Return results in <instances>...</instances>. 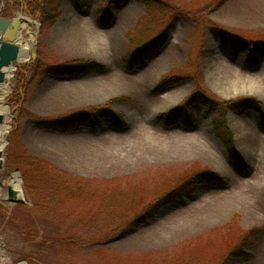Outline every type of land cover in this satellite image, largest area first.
Returning a JSON list of instances; mask_svg holds the SVG:
<instances>
[{"label": "rangeland", "instance_id": "obj_1", "mask_svg": "<svg viewBox=\"0 0 264 264\" xmlns=\"http://www.w3.org/2000/svg\"><path fill=\"white\" fill-rule=\"evenodd\" d=\"M11 1L0 0L1 16L33 21L29 60L13 69L4 100L12 118L0 189L6 194L16 178L25 202L0 199V264H264V123L252 109L221 105L254 98L264 110V54L251 69L215 35L263 42L264 0H149L150 9L136 0H80L78 8L62 0L61 15L46 26ZM104 8L111 18L99 22ZM158 37L164 44L143 63H125L134 47ZM72 60L103 68L44 73ZM200 91L218 103H192L190 125L157 119ZM104 107L123 122L104 118L73 133L38 122ZM219 113L240 163L216 136ZM204 169L225 182L191 184L172 197L183 176ZM165 193L170 201L152 218L128 227ZM247 234L252 249H239L253 256L242 262L233 250Z\"/></svg>", "mask_w": 264, "mask_h": 264}, {"label": "trees", "instance_id": "obj_2", "mask_svg": "<svg viewBox=\"0 0 264 264\" xmlns=\"http://www.w3.org/2000/svg\"><path fill=\"white\" fill-rule=\"evenodd\" d=\"M61 1L62 0H12L11 3L14 6V8L22 9L23 12L27 13L28 15H31L33 18H36L39 20L40 24L42 26H46V24H53L57 21L60 13V7H61ZM74 5L78 8L83 5V3L80 0H71ZM110 1H117V0H109ZM139 3H144L145 6L150 9L152 8V5H150L149 0H136ZM108 7V5H107ZM102 13H100L98 17V21H109L111 18L110 12L108 9L104 8L101 9ZM6 16V15H3ZM216 37L221 41L222 43L230 49V53L233 55H243V59L245 64L253 68L256 66L260 60L261 56L263 57L264 54V41L263 42H257V41H250V40H243L238 39L233 36H229L225 32H215ZM160 38H155V40H150L147 42H144V44H139L138 46L134 47V49L130 52L129 55L125 57V63L128 65L133 66L135 63H143L145 58L148 57V55L152 52H154L156 49L161 48L164 44L163 41H160ZM32 46V54H33V61L35 60L34 56L36 54V44L31 45ZM27 67L31 68L33 72L37 70V67L40 66L30 64ZM27 67H24L25 69ZM103 65L97 63L94 60L91 61H84V60H72L70 63H62L59 65H48V67H44V73L46 75H50L56 78L59 77H65L70 75L79 76L83 73H90L93 70L102 69ZM168 79V78H167ZM167 79L165 81H167ZM119 98H114V100ZM16 105L20 102V98L17 97L16 99ZM197 102L198 104H203L206 109H211L212 105L214 103H218L215 99L207 95L206 93L200 91V92H194L192 96H190L189 99L185 100L183 103L179 104L178 107H175L174 109H170L168 112L160 113L156 117L161 122H163L166 125L170 124H177L182 123L184 125H190L191 122H193V115L189 112V107L192 103ZM213 103V104H212ZM221 105H228L232 109H235L237 111H243L244 109H252L254 112H257L258 116L260 117V120L262 123H264V110L262 108V105L260 101L254 98H244V99H238L233 101H226L222 102ZM211 111V110H206ZM224 114L219 113L218 117L216 119H213L212 125H214L216 136L220 138V140L223 143V146L226 147L228 156L240 163V156L238 154L237 148L234 145V139L233 135L231 134L230 130L224 125ZM110 119L113 122L122 123L123 118L121 115L117 112H113L111 108L104 107V108H93L88 112L83 113H76L72 114L71 116H64L61 118L51 119V120H40L38 121L39 124H42L49 130H55L58 132H66V133H73L77 132V130L85 125L89 128H94L98 124L101 123L102 119ZM211 183V184H219L221 182H225V179L220 177L217 173H213L207 169L204 170H193V172H190L183 176L181 179V185H179L175 191L172 193V197L178 196L177 191H187L188 193L191 192L189 185L199 184V183ZM171 198H169V195L162 194L159 198H157L156 201L152 202L149 206L142 209L140 213H138L137 217H133L130 222L127 224L128 227L132 228H139L141 227L142 223L145 222L147 219L152 218V216L157 213L158 209L165 204L168 200L170 201ZM168 201V202H169ZM111 232H114V227L110 229L109 234L107 236H110ZM253 231L250 232L252 234ZM249 234V233H248ZM242 236L240 239L239 246H236L233 250V252H238L239 255L241 254V261H248L252 258V253L246 254L244 253L240 247H249L251 250L253 247V244L251 242H248L249 235ZM233 254L232 252H229V257H231ZM229 257H226L229 259Z\"/></svg>", "mask_w": 264, "mask_h": 264}, {"label": "bare ground", "instance_id": "obj_3", "mask_svg": "<svg viewBox=\"0 0 264 264\" xmlns=\"http://www.w3.org/2000/svg\"><path fill=\"white\" fill-rule=\"evenodd\" d=\"M20 26L21 30L19 31L18 37L15 44L18 48V60L16 61V64L10 66L8 69H6L5 72V82L0 84V113L3 115V121L0 124V148L3 146V141L5 138V134L8 131V128L10 126V120L12 118V113H10V109L8 106H6L4 100L7 96V94L11 90V85L9 79L13 78V69L16 68L17 64H25L28 60V48L26 47V44L30 42L29 38H27L26 33L28 31V35L31 36V32L29 31L30 23L32 22L31 19L27 16L20 15ZM23 26V27H22ZM12 184L14 188L19 187V181L16 180V178L12 179ZM6 197V194L0 189V199H3ZM16 264H27L23 262H19Z\"/></svg>", "mask_w": 264, "mask_h": 264}, {"label": "water", "instance_id": "obj_4", "mask_svg": "<svg viewBox=\"0 0 264 264\" xmlns=\"http://www.w3.org/2000/svg\"><path fill=\"white\" fill-rule=\"evenodd\" d=\"M21 30L19 16L14 19L0 17V84L5 82V72L10 66L16 64L18 60V48L15 44L19 31ZM3 121V115L0 113V123ZM3 160L0 157V168ZM17 175V174H16ZM1 184V183H0ZM7 198L11 202H22L16 199L18 191L8 186Z\"/></svg>", "mask_w": 264, "mask_h": 264}]
</instances>
